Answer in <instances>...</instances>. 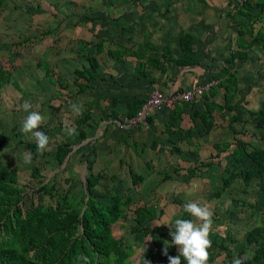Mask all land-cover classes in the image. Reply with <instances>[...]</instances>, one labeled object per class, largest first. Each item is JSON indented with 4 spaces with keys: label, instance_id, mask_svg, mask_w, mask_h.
I'll list each match as a JSON object with an SVG mask.
<instances>
[{
    "label": "crops",
    "instance_id": "0c3cea01",
    "mask_svg": "<svg viewBox=\"0 0 264 264\" xmlns=\"http://www.w3.org/2000/svg\"><path fill=\"white\" fill-rule=\"evenodd\" d=\"M241 6L236 0H4L0 7V30L28 38L24 49H31L34 56L25 57L20 65H26L29 72L23 70L22 74L32 81L27 89H20L10 76L7 85L22 90L21 103L44 102L38 112L44 117L52 115L57 126L64 127L70 120L75 129L81 115L87 114V121L80 125L83 139L92 135L101 140L99 148L91 147L94 160L85 165V182L92 174L99 177L97 185L108 182L112 188L119 184L122 195L110 197L126 200L122 217L113 225L125 222L129 235L150 241L142 233L131 234L130 227L136 208L152 206L156 217L143 226L153 233L152 239L162 250L167 241L173 255L178 248L171 245L170 226L175 219L192 218L183 206L188 202L207 204L216 222L209 238L212 242L219 237L224 250L209 251L208 264H228L232 256L233 260L248 261L256 248L247 242V233L254 226L241 236L229 227L232 238L215 219L219 214L225 216L226 224L233 221V209L238 207L233 206L237 199L233 188L250 186L232 177L222 188L223 179L240 172L242 169L235 167L246 158L237 161L233 154V125L245 115L254 117L256 124V112L264 110V0H246L244 8ZM238 28L246 31V45L241 49L245 56L223 64L229 52L237 50ZM254 38L259 43H254ZM221 66L234 72L232 79L217 76ZM209 81L214 83L212 95L181 107L171 128L174 135L165 132L168 111L164 109L152 114L145 130L119 124L118 119L133 114L153 89L169 94ZM233 86L228 106L235 111L223 108L224 89ZM39 87L40 94H27ZM51 99L55 102L52 107ZM73 103L83 105L80 115L71 111ZM206 107L217 110L204 120L194 116ZM236 113L231 132L228 125ZM68 144L70 151L62 163L72 151ZM67 177L71 182L72 173ZM133 178L140 181L132 185ZM196 180L197 184L193 183ZM159 224L164 225L156 226Z\"/></svg>",
    "mask_w": 264,
    "mask_h": 264
},
{
    "label": "trees",
    "instance_id": "16d2710c",
    "mask_svg": "<svg viewBox=\"0 0 264 264\" xmlns=\"http://www.w3.org/2000/svg\"><path fill=\"white\" fill-rule=\"evenodd\" d=\"M4 0H0V7ZM244 5L241 6L244 8ZM246 31L242 28H238L234 40V47L237 50L231 51V54L222 61L223 64H231L234 59H243L245 53L241 50L245 48V42L243 40ZM248 34V33H247ZM254 43H259L258 39H253ZM179 62V61H177ZM94 61H91L90 66L94 67ZM234 72L229 71L224 66H221L218 70L217 76L224 80H230L233 78ZM218 80V84L222 81ZM9 82V76L4 72L0 66V89L3 84ZM15 86V85H13ZM232 88H225L223 95L224 106L223 108L233 110L228 106L229 93L234 91ZM213 89L211 88L201 99L211 96ZM200 99V100H201ZM199 100V101H200ZM144 102V101H143ZM143 102L138 106L136 111L124 118H132ZM198 102V101H197ZM196 102L191 103H178L168 111V121L165 132L170 136L175 132L171 130L175 126L178 116L181 112L183 105H193ZM234 108V107H233ZM217 110L216 108H205L201 114L195 113V117H199L204 120V117H209L210 112ZM237 113L229 122L228 128L232 132L230 123H233L238 119ZM256 127L262 128L264 124V110L261 109L256 112ZM87 114L81 115L79 121L75 123V132L69 138L83 139L85 132L80 129V125L87 121ZM120 121V119H118ZM151 119H148L150 123ZM211 120L209 121V123ZM205 126L206 129L209 127ZM236 132L233 128V141L236 145V150L233 154L236 160H241L242 157H246L250 161L251 170H255L256 173L264 174V150H252L246 152V144L243 141L237 140ZM262 140L264 141V132L262 134ZM24 150L31 152L33 158L36 156V144L35 142L25 143ZM70 151V145L67 141L59 144L55 148L54 158L55 161L60 164L64 160L66 154ZM89 168L87 167V170ZM5 176L4 168H0ZM12 173V171H10ZM37 169H31V177H35ZM2 177V176H1ZM229 179H223L222 188L224 189L228 181L235 177L241 179L243 186H248L251 181V172L249 170H241L240 172L229 174ZM99 177L88 174L85 182V193L80 195L77 203L73 201L69 195V191L66 190L63 193L61 202L55 207H46L41 209L38 206H30L28 209L22 211L18 206L20 201L19 196L14 198L9 197L7 193H4L0 198V229L3 230L9 236L8 240H0V264H82L77 262L76 257L79 255H86L89 257L90 264H95L94 260L97 258H107L110 254L115 256L113 264H127L126 253L122 247L121 239H113L110 236L111 225L122 217V207L126 205V200H122L117 196L109 198V202L105 206H101L95 201V194L93 189L97 185ZM140 178H133L132 185L139 182ZM65 183H70V179H66ZM11 182L4 187V190L11 192L12 186H9ZM36 193L46 192V186L42 185L36 189ZM74 205H73V204ZM155 209L152 206H142L136 208L133 211L134 225L130 227V233H142L143 236L149 237L150 247L146 250L144 261L146 264H156V257L161 252L160 244L152 239L153 233L149 228H145L143 223L145 221L150 222L155 219ZM184 219V218H183ZM175 231L174 228H172ZM219 237H215L212 241V246L209 249L211 251L214 248L224 251L219 245ZM247 242L254 243L256 248L253 252V256L248 261H242V264H264V226L254 227L247 233ZM17 246L19 251L12 248ZM39 249L38 253L27 257L26 252L30 250ZM179 253L175 251L172 255L177 256ZM98 264V263H96ZM169 264V262L167 263ZM181 264H187V262L181 257ZM227 264V263H225Z\"/></svg>",
    "mask_w": 264,
    "mask_h": 264
},
{
    "label": "rangeland",
    "instance_id": "374dc122",
    "mask_svg": "<svg viewBox=\"0 0 264 264\" xmlns=\"http://www.w3.org/2000/svg\"><path fill=\"white\" fill-rule=\"evenodd\" d=\"M24 14L26 13L24 12ZM24 14L22 18H25ZM20 16L21 15H17L18 18ZM11 20L12 18L10 17V22ZM24 28L25 23L22 29ZM18 30L19 29H16V31ZM26 43H29L28 38H23L16 32L10 33V31L6 29L3 31L0 30V66L4 72L10 76L12 82L17 83L16 85L22 90L27 89L29 82H32L29 75L26 74V76L22 74L23 70L29 72L26 69V65L20 66L23 61H26L25 57H34L31 53V49H26L30 51V55L24 49L28 46ZM35 51L36 49L34 52ZM34 84L38 86L37 83ZM2 87L0 91V168H4L5 176H3V172L0 171V198L4 193H7L8 196L12 198L19 196L20 201L18 206L21 207L22 211L28 209L30 206H38L44 209L49 206L55 207L59 205L63 193L68 190L70 191L71 199L77 203L79 196L85 192V165L94 160V158H92L94 154H92L91 147L98 146L99 148L101 139L94 138L92 135L86 140L68 139L72 151L69 153L64 163L58 164L54 158L55 145L67 141V139H65L67 134L63 130V124L62 126H57L54 124L53 116H47L41 128H38L37 131H42L49 137V146L51 150L44 152L42 155L37 153L32 163L30 165H25L23 163V155L26 153L24 144L35 142V140L30 134L26 136L20 132L22 120L24 116L27 115V113L21 109V105L25 102H29L32 104L31 110L39 111L44 102L40 104L30 100H24L25 102L21 103L19 95H21L20 91L22 90L14 89L7 84ZM39 92H41L40 87L38 89L28 90L27 94H40ZM246 92L247 90H244L243 93ZM49 102L51 107L55 104L53 99L49 100ZM261 106H264V104ZM233 126L238 130L235 138L246 144V152L264 150V141L262 140L264 126L260 129L257 128L255 126L254 117L245 115V119L234 123ZM81 153L84 154L82 158L79 157ZM32 168L37 169L35 177L30 176ZM235 168H237V171L240 169H249L251 172L250 186L245 189H242L240 186H235L233 188V194L237 196V199L233 198L236 201V204H233V206H238L233 209V221L227 220L228 223L226 224L225 216H219V214H216L215 218L218 221L217 224H221L220 226L221 228L223 227L224 232L231 234L232 238L234 236L233 233L236 236H241L248 228L253 226H264V174H259L256 173L255 170H251L250 162L246 158H243ZM10 171H12V173H10ZM70 173H72L73 177L71 182L67 184L64 180L68 178L67 176H69ZM9 182H11L9 186H12L11 192L4 190V187L8 185ZM193 183L197 184V180ZM42 185L46 186V192L37 194L36 189ZM109 186L110 183L101 182L93 189L95 201L101 206H105L108 203L110 195H122L119 184L112 185V188H109ZM126 217H128V215H125V218ZM124 224L125 222L112 224L110 236L113 239L122 238V247L127 256V264H144L145 252L150 247V241L148 238L143 239L141 235L132 237L128 234V229ZM229 227H233L236 231L233 230L232 233V231H229ZM5 234L6 233L0 229V240L5 241L9 239V236ZM227 238H229V235H227ZM12 248L19 251L16 245H13ZM143 249H145L144 252ZM38 252L39 249L30 250L26 252V256L32 257L33 254ZM171 252L172 249L169 248V256L172 255ZM114 259L115 256L110 254L107 258L95 259L94 263L113 264ZM167 261L168 258L160 253L156 264H166ZM232 261L233 256L232 259H229L227 262L231 264Z\"/></svg>",
    "mask_w": 264,
    "mask_h": 264
},
{
    "label": "clouds",
    "instance_id": "9594fccd",
    "mask_svg": "<svg viewBox=\"0 0 264 264\" xmlns=\"http://www.w3.org/2000/svg\"><path fill=\"white\" fill-rule=\"evenodd\" d=\"M71 111L80 115L82 113L83 105L73 103L70 105ZM21 109L27 113L24 116L20 132L24 135H31L34 138L36 144V152L43 154L46 151H50L49 137L42 131H37L41 128L45 117L38 111L31 110L32 104L25 102L21 105ZM65 133L69 136L73 135L75 129L71 126V121H66L64 124ZM33 161V155L31 152H26L23 155V163L30 165ZM183 211L189 214L191 219H175L174 224L170 228H174L175 231H169L171 236V245H175L178 248V255L173 257L168 255L167 241L164 243L162 254L168 258L169 264H181V257L187 262V264H208L210 259L209 249L212 246L210 240V233L213 227V211L207 204H201L199 202H188L183 206ZM164 224H159L160 226ZM145 249H143V252ZM77 262L82 264H90L89 257L86 255H79L76 257ZM144 264L146 262L144 261ZM232 264H242V260L235 258Z\"/></svg>",
    "mask_w": 264,
    "mask_h": 264
},
{
    "label": "built area",
    "instance_id": "2783aa9c",
    "mask_svg": "<svg viewBox=\"0 0 264 264\" xmlns=\"http://www.w3.org/2000/svg\"><path fill=\"white\" fill-rule=\"evenodd\" d=\"M245 0H236V5H243ZM231 54V52H229ZM214 86L213 82L197 84L187 90H175L169 94H165L158 89H153L144 100L141 107L132 118H121L119 124L126 127H139L143 130L149 126L148 119L152 118V114L161 109L171 110L175 104L191 103L199 101Z\"/></svg>",
    "mask_w": 264,
    "mask_h": 264
}]
</instances>
